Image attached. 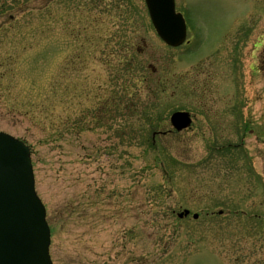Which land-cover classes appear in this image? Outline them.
<instances>
[{
  "label": "rangeland",
  "instance_id": "374dc122",
  "mask_svg": "<svg viewBox=\"0 0 264 264\" xmlns=\"http://www.w3.org/2000/svg\"><path fill=\"white\" fill-rule=\"evenodd\" d=\"M74 4L0 0V132L31 149L53 264H264V0H176L177 48L144 0Z\"/></svg>",
  "mask_w": 264,
  "mask_h": 264
},
{
  "label": "water",
  "instance_id": "95a60500",
  "mask_svg": "<svg viewBox=\"0 0 264 264\" xmlns=\"http://www.w3.org/2000/svg\"><path fill=\"white\" fill-rule=\"evenodd\" d=\"M145 1L160 38L173 47L182 45L186 25L175 12L174 0ZM170 122L181 131L190 127L191 118L188 113L176 112ZM189 214L184 210L178 216ZM49 245L50 229L45 207L35 191L30 149L0 132V264H52Z\"/></svg>",
  "mask_w": 264,
  "mask_h": 264
},
{
  "label": "flooded vegetation",
  "instance_id": "af4514ba",
  "mask_svg": "<svg viewBox=\"0 0 264 264\" xmlns=\"http://www.w3.org/2000/svg\"><path fill=\"white\" fill-rule=\"evenodd\" d=\"M72 6H75V4H74V0H72ZM71 8H73V7H71ZM6 12H3V11H1V13H0V19H3V18H5V16H6ZM9 17H10V19L12 20V22H14V16H12V15H9ZM6 24H5V22H2L1 24H0V30H2L3 29V27L5 26ZM263 47H264V45H263ZM263 57H264V55H262ZM264 64V61H260V64ZM260 68L261 69H264V66H262L261 67V65H260ZM246 117H243V121L241 120V122L240 123H236V124H238V127H240V128H243V130H244V128L245 127H247L246 125H249V127L251 126V123H250V121H251V118L250 117H248V121H246V119H245ZM239 121V120H238ZM249 127H247L248 129H249ZM239 133H240V131H239ZM246 133V130H245V132L243 131L241 134H243V136L242 135H240V143H237V144H235V148L236 149H239L240 147H243L244 145H245V143H244V134ZM257 139L260 141H263L264 142V139L263 138H261V137H257ZM232 145V144H231Z\"/></svg>",
  "mask_w": 264,
  "mask_h": 264
}]
</instances>
